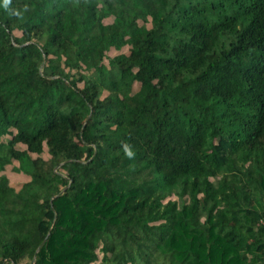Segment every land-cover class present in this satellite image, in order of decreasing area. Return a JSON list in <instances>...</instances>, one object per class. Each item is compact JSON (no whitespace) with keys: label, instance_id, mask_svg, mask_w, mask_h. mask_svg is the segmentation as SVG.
<instances>
[{"label":"trees","instance_id":"1","mask_svg":"<svg viewBox=\"0 0 264 264\" xmlns=\"http://www.w3.org/2000/svg\"><path fill=\"white\" fill-rule=\"evenodd\" d=\"M10 8L0 172L29 180L0 191V264H264V0Z\"/></svg>","mask_w":264,"mask_h":264},{"label":"rangeland","instance_id":"2","mask_svg":"<svg viewBox=\"0 0 264 264\" xmlns=\"http://www.w3.org/2000/svg\"><path fill=\"white\" fill-rule=\"evenodd\" d=\"M110 20H105L104 24L109 23ZM128 50L129 47L125 46L123 48L120 49H116V48H109L107 50H104L103 55L106 57L104 59V63L107 64V59L111 58V59H115L118 55L120 54H128ZM142 85H145L148 88L149 92H159V87L155 84V81H152L149 79L148 74L145 73V77L144 78H140L135 80L128 91L131 92H136L139 87H141ZM108 133L111 132V130H106ZM35 157V159L41 160V161H46L49 159H53V156L51 155V153L46 149V146L42 147V151L40 154L38 155H33ZM17 166V162H13L12 164H7L5 166V169L3 171L0 172V191L4 192V193H9L10 191H18L21 186L28 182L29 178L28 176L22 174V173H18L13 171V167ZM137 224V225H141L144 224L146 226H148V228L152 225L149 222L146 221L144 216H141L139 219H137L134 223H131L127 226H132L133 224ZM102 247L99 245H97V255H98V260L96 263L93 264H102L100 262L101 260V256H102Z\"/></svg>","mask_w":264,"mask_h":264},{"label":"clouds","instance_id":"3","mask_svg":"<svg viewBox=\"0 0 264 264\" xmlns=\"http://www.w3.org/2000/svg\"><path fill=\"white\" fill-rule=\"evenodd\" d=\"M12 4V0H2V7L6 10V11H10L11 15H14L16 17H21V12L14 9V8H10V5ZM122 150L124 152V155L126 157H128L129 159H132L135 155V153L133 152L131 146L128 143H123L122 144Z\"/></svg>","mask_w":264,"mask_h":264}]
</instances>
